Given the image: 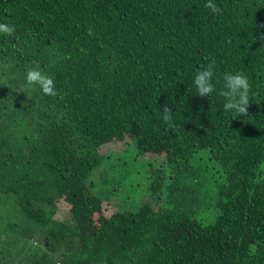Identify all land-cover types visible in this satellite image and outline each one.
Segmentation results:
<instances>
[{"label":"trees","instance_id":"1","mask_svg":"<svg viewBox=\"0 0 264 264\" xmlns=\"http://www.w3.org/2000/svg\"><path fill=\"white\" fill-rule=\"evenodd\" d=\"M208 2L0 0V264H264V0ZM237 72L247 117L220 94ZM131 144L157 162L121 210L90 176Z\"/></svg>","mask_w":264,"mask_h":264},{"label":"rangeland","instance_id":"2","mask_svg":"<svg viewBox=\"0 0 264 264\" xmlns=\"http://www.w3.org/2000/svg\"><path fill=\"white\" fill-rule=\"evenodd\" d=\"M118 151L119 149H114ZM157 161L154 157L137 158L133 145L127 147L126 152L120 154H111L107 160H104L99 168H97L90 179L94 183L91 193L102 197L114 207L126 210L130 209V203L138 204L148 201L145 197L148 187L145 183L150 171L149 166H155ZM148 168V169H147ZM145 197V198H144ZM61 212L67 211L66 207L59 205ZM209 207V210L206 209ZM212 209L209 206V201L204 203V206L199 210V215L202 218L210 217ZM61 214L57 217L60 218Z\"/></svg>","mask_w":264,"mask_h":264},{"label":"clouds","instance_id":"3","mask_svg":"<svg viewBox=\"0 0 264 264\" xmlns=\"http://www.w3.org/2000/svg\"><path fill=\"white\" fill-rule=\"evenodd\" d=\"M205 7L211 9L213 13H220L222 11L212 0H209ZM14 31V27L0 23V33L11 36ZM213 75L212 64H209L206 69L197 71L194 76V84L198 96L208 97L215 91L214 84L212 83ZM223 79L224 86L220 94L225 97L226 100L224 104L225 111L234 110L237 116L242 115L247 117L251 88L247 76L242 72H237L235 74L226 73ZM27 82L29 85L38 84L45 95L56 96L58 94L53 79L38 70L31 69L27 72ZM162 113L163 119L166 122L171 120V109L166 104L163 106Z\"/></svg>","mask_w":264,"mask_h":264}]
</instances>
